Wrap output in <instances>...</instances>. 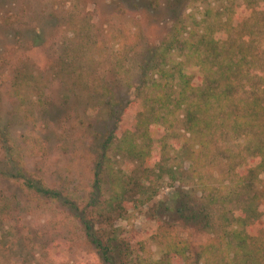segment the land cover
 <instances>
[{
  "label": "trees",
  "instance_id": "trees-1",
  "mask_svg": "<svg viewBox=\"0 0 264 264\" xmlns=\"http://www.w3.org/2000/svg\"><path fill=\"white\" fill-rule=\"evenodd\" d=\"M189 3L191 12L148 51L97 150L94 184L77 215L92 264H264V0ZM85 26L72 30L78 37ZM81 44L74 56L89 46ZM15 78L16 94L33 81L27 70ZM0 154L8 163L0 178L77 210L67 193L27 175L3 117ZM166 188H174L171 199ZM140 208L154 229L135 247L119 222ZM0 235V264H21L1 217Z\"/></svg>",
  "mask_w": 264,
  "mask_h": 264
},
{
  "label": "rangeland",
  "instance_id": "rangeland-1",
  "mask_svg": "<svg viewBox=\"0 0 264 264\" xmlns=\"http://www.w3.org/2000/svg\"><path fill=\"white\" fill-rule=\"evenodd\" d=\"M189 1L0 0V117L10 123L14 154L28 176L77 203L76 211L66 210L21 181L0 178V217L21 264L94 262L77 215L94 184L97 150L132 85L140 82L148 51L161 44L177 18L191 12ZM73 25L86 26L77 37ZM84 41L89 46L74 56ZM18 70L29 71L33 81L16 94ZM0 155L5 170L8 163ZM8 170L16 172L14 163ZM173 192L163 191L169 199ZM146 211L136 209L119 222L135 247L154 229ZM260 211L264 224V202ZM147 246L157 254L154 245Z\"/></svg>",
  "mask_w": 264,
  "mask_h": 264
}]
</instances>
